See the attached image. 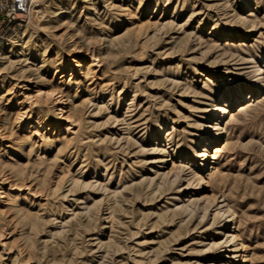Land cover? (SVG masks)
I'll list each match as a JSON object with an SVG mask.
<instances>
[{"label": "rangeland", "instance_id": "374dc122", "mask_svg": "<svg viewBox=\"0 0 264 264\" xmlns=\"http://www.w3.org/2000/svg\"><path fill=\"white\" fill-rule=\"evenodd\" d=\"M0 264H264V0L0 20Z\"/></svg>", "mask_w": 264, "mask_h": 264}, {"label": "built area", "instance_id": "2783aa9c", "mask_svg": "<svg viewBox=\"0 0 264 264\" xmlns=\"http://www.w3.org/2000/svg\"><path fill=\"white\" fill-rule=\"evenodd\" d=\"M30 0H0V20L24 15Z\"/></svg>", "mask_w": 264, "mask_h": 264}, {"label": "bare ground", "instance_id": "6f19581e", "mask_svg": "<svg viewBox=\"0 0 264 264\" xmlns=\"http://www.w3.org/2000/svg\"><path fill=\"white\" fill-rule=\"evenodd\" d=\"M247 99V98H246ZM227 104V103H226ZM226 104H224V105H217V109H219V110H223V111H226V107H227V105ZM207 147H208V145L207 146H205L204 147V149H207ZM214 147H217L216 149H215V151L217 152L218 150H219V148H218V146H214ZM205 153H203V152H200V153H198V155L199 156H203ZM209 157H210V159H209V161H208V163H212V159L211 158H214V157H216L217 156V153H214V154H209L208 155ZM203 158H208L207 156L206 157H203ZM202 158V159H203ZM163 159H160L159 161H162ZM205 167V166H204ZM212 168L213 166L212 165H207V169H209V168ZM202 187V186H201ZM188 188V186H184L183 188H182V190H184V189H187ZM199 188V187H198ZM203 188V187H202ZM230 235H232V234H230ZM226 245V250H228V251H233L234 249L233 248H230V246L232 245V242H228L227 244H225Z\"/></svg>", "mask_w": 264, "mask_h": 264}]
</instances>
